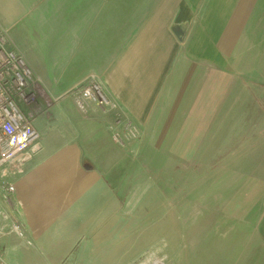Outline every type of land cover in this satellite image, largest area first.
I'll return each mask as SVG.
<instances>
[{"label": "crops", "instance_id": "1", "mask_svg": "<svg viewBox=\"0 0 264 264\" xmlns=\"http://www.w3.org/2000/svg\"><path fill=\"white\" fill-rule=\"evenodd\" d=\"M0 22L33 70L41 135L30 160L0 169V183L16 188L11 206L25 232L19 237L0 218V260L175 257L187 215L221 213L222 204L217 193L205 208L176 202L172 175L155 170L175 162L177 147L191 149L182 159L192 161L196 149L209 147L206 116L244 114L239 97L249 109L255 90L264 99V0H0ZM93 80L118 109L78 108L71 92ZM126 118L141 135L122 144L114 133ZM202 241L201 231L191 233L186 253H200L193 246Z\"/></svg>", "mask_w": 264, "mask_h": 264}, {"label": "rangeland", "instance_id": "2", "mask_svg": "<svg viewBox=\"0 0 264 264\" xmlns=\"http://www.w3.org/2000/svg\"><path fill=\"white\" fill-rule=\"evenodd\" d=\"M38 7L31 9L36 11ZM0 28L7 39V48L24 56L15 47L8 30L1 22ZM253 93L258 98L254 99L253 106L249 109H246V101H241L244 94L239 97L237 107H244V114L226 116L227 110L224 109L222 117H205L209 122L203 123L205 130L202 131V143L209 147L196 149L195 160H183L182 156L187 155L186 150L189 154L191 149L177 147L175 162L165 169L155 170L159 174L172 175L176 202H193L205 208V204L210 205L219 199L222 204L221 213L203 214L202 210L190 213L187 215L190 225L187 226V231L182 230V236L176 241V258L156 261L145 256L135 264H264V210L250 209L264 206V99L261 97L262 91L255 90ZM230 102L229 100L228 103ZM34 105L35 103L32 107ZM220 118L223 124H220ZM192 134L197 138L200 135L196 132ZM217 134L218 138L214 140ZM214 142L219 146L217 151ZM241 176H246V180H241ZM219 191H223L225 196L220 195ZM235 191L237 196L234 197ZM215 194L217 198L213 200ZM203 215L205 221L202 223ZM192 216L198 218L192 222ZM197 229L202 232V240L206 243L202 241L194 245V248L198 247L201 251L189 255L185 246L189 245V235ZM221 238V247L217 245L211 250V243H218ZM204 245L206 248L202 253ZM177 247L180 251H177ZM184 256L189 259H183ZM228 257L231 260H227Z\"/></svg>", "mask_w": 264, "mask_h": 264}, {"label": "built area", "instance_id": "3", "mask_svg": "<svg viewBox=\"0 0 264 264\" xmlns=\"http://www.w3.org/2000/svg\"><path fill=\"white\" fill-rule=\"evenodd\" d=\"M34 73L22 54L7 48V39L0 28V169L9 163H25L40 150L41 135L34 127L36 112L32 109L33 94L30 91ZM71 94L78 108L86 112L91 105L104 109H118L104 92L102 85L93 80ZM138 126L126 118L123 130L116 129L114 139H139ZM16 192L13 184L0 183V218L11 221V230L25 237L23 224L13 215L11 206ZM0 264H4L0 260Z\"/></svg>", "mask_w": 264, "mask_h": 264}, {"label": "trees", "instance_id": "4", "mask_svg": "<svg viewBox=\"0 0 264 264\" xmlns=\"http://www.w3.org/2000/svg\"><path fill=\"white\" fill-rule=\"evenodd\" d=\"M204 164V163H203Z\"/></svg>", "mask_w": 264, "mask_h": 264}]
</instances>
